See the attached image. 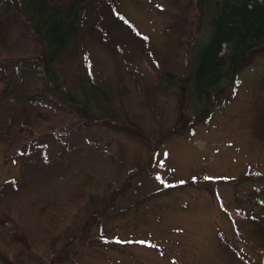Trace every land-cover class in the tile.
<instances>
[{"label":"rangeland","instance_id":"rangeland-1","mask_svg":"<svg viewBox=\"0 0 264 264\" xmlns=\"http://www.w3.org/2000/svg\"><path fill=\"white\" fill-rule=\"evenodd\" d=\"M111 1L100 14L88 7L74 46L54 63L64 86L50 83L47 101L34 99L49 118L27 121L25 131L9 104L0 113V126L8 120L16 129L8 140L0 138V185L14 179L0 195V214L8 207L12 215L0 255L6 257L5 248L16 252L9 233L20 216L31 229L32 251L21 257L23 264H229L224 241L264 263V252L250 244L259 238L248 218L264 213V179L226 181L264 173V56L239 72L230 98L197 118L206 105L189 102L182 82L191 71L193 46L206 35L199 1ZM25 22L20 19L0 47V63L24 74L27 92L44 84L46 73L34 58L45 49L43 33ZM3 88L0 78V102ZM83 104L89 120L79 110ZM186 112L190 119L181 120ZM122 124L146 138L120 131ZM36 143L38 157L41 146L44 155L34 157L24 174L16 153ZM84 175L94 180L85 196ZM256 188L262 201L250 207L240 195ZM155 191L161 193L145 198ZM48 203L60 208L54 223L42 220ZM0 264H7L2 257Z\"/></svg>","mask_w":264,"mask_h":264},{"label":"trees","instance_id":"trees-1","mask_svg":"<svg viewBox=\"0 0 264 264\" xmlns=\"http://www.w3.org/2000/svg\"><path fill=\"white\" fill-rule=\"evenodd\" d=\"M105 1L106 3L107 1L109 2V0H0V47L6 46L12 29L16 27L22 18L26 21L25 24L33 25L37 31L42 32L45 40V49L42 54L34 57L40 63L41 69L46 73L41 78L44 84H37L33 88L28 87L31 92L29 90L25 92L24 90V74L22 72H17L19 74H16L14 69L7 70L6 68H2V65H5L7 62L0 63V78L4 81V88L1 93L3 101L0 102V113L6 103L9 104V108L6 109L11 112H19L21 116V130L27 128L25 126L27 121L30 123L32 121L42 123L49 118L48 114L44 112L34 99L42 101V103L47 101L46 91L50 88V83H57L60 87L64 86L62 82L65 76L61 70L58 71L56 69L54 63L58 58L60 59L65 51L74 46L72 39L88 7L93 5L96 8V14H100L98 9H102L104 5L106 7ZM198 1L200 3L199 6L203 9V13L207 15V25H205L206 35L193 46L191 51V71L189 76L183 80L182 87L189 102L195 98L197 101L202 100L206 105L200 114H198L197 118H201L203 116L208 117L216 109L215 104L220 103L224 98H230L235 93L238 75L243 68L258 56H264V0ZM111 3L110 6L113 8V13L119 17L121 16L122 19L117 6ZM134 31L136 30L134 29ZM3 60L7 59L4 58ZM30 70L29 68L27 73ZM98 90L100 88H96V92ZM70 99L73 101L72 95L67 98V101H71ZM184 106L186 111V105L184 104ZM86 107L88 106L84 105L79 110L89 120L92 116L87 112L88 109ZM184 117L190 119V115L187 112L180 116V119L182 120ZM193 120L196 122L195 118ZM29 122L26 124H29ZM262 125L264 128V115L262 116ZM128 127L122 124L118 128L120 131L121 128L122 130L127 129V131L129 130L139 137L146 138L141 130ZM13 130L16 129L12 127L11 122L5 120L3 125L0 126V138L8 140L7 137L15 136L14 133H10ZM27 133H33V130H28ZM32 138V135H28L26 142L31 143ZM35 146L31 149L19 150L16 153V155L23 157L22 171L24 174L31 169L30 166L37 162L36 159H33L34 157L37 156V159L40 160L44 155V146H41V157H38L41 150H39L37 143ZM154 152L151 149L152 155ZM13 160L15 161V157H13ZM144 168L138 172L144 171ZM263 179L264 173L257 175L245 173L236 178L226 179V181L241 183ZM217 181L223 180H213V182ZM93 182L92 176L84 175L82 181L84 191L81 192L82 195L85 196L91 192ZM13 183L14 179H9L1 184L0 195L4 196L5 188ZM259 190V188H256L251 192H246L240 195V199L246 201L250 207H254V205L257 207L259 202L262 201V193ZM160 193L159 191H155L145 195V198L150 199L158 196ZM138 203L140 202L138 201L136 204ZM42 209L47 214V217L42 218L43 221L48 223L47 220L49 218L53 223L54 221H58L61 212L55 203H48ZM261 209L264 210V205ZM108 210H111V207H107L104 212H108ZM248 218L254 226L253 233L259 238L258 243L250 244L264 252V213L261 215L251 214ZM11 219V212L6 207L0 214V237L4 226ZM15 221L17 229L11 232V234L9 233L11 237L9 246L15 248L16 252H13V249L11 251L5 248L1 252L4 254L8 250V255L5 254L6 257L0 255L7 264H23L21 257L32 251L28 237L31 234V229L28 228L20 216L16 217ZM86 242L90 241L87 239ZM82 244L78 243L79 246H82ZM21 246L22 248H19ZM222 247L229 255V264H259L242 252L238 245L230 241H224ZM10 256H14V262L8 259ZM66 256L68 258V255Z\"/></svg>","mask_w":264,"mask_h":264}]
</instances>
